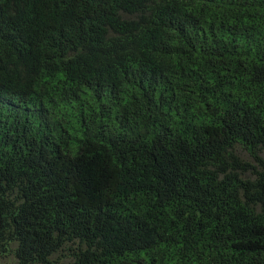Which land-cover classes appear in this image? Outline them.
Instances as JSON below:
<instances>
[{
	"label": "trees",
	"instance_id": "obj_1",
	"mask_svg": "<svg viewBox=\"0 0 264 264\" xmlns=\"http://www.w3.org/2000/svg\"><path fill=\"white\" fill-rule=\"evenodd\" d=\"M264 264V0H0V259Z\"/></svg>",
	"mask_w": 264,
	"mask_h": 264
},
{
	"label": "rangeland",
	"instance_id": "obj_2",
	"mask_svg": "<svg viewBox=\"0 0 264 264\" xmlns=\"http://www.w3.org/2000/svg\"><path fill=\"white\" fill-rule=\"evenodd\" d=\"M0 264H15V260L12 256H8L0 259Z\"/></svg>",
	"mask_w": 264,
	"mask_h": 264
}]
</instances>
